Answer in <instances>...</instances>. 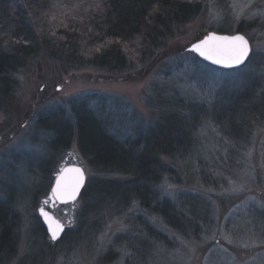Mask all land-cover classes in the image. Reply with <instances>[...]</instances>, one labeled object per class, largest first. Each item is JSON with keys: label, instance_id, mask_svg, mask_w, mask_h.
Masks as SVG:
<instances>
[{"label": "rangeland", "instance_id": "obj_1", "mask_svg": "<svg viewBox=\"0 0 264 264\" xmlns=\"http://www.w3.org/2000/svg\"><path fill=\"white\" fill-rule=\"evenodd\" d=\"M201 1L194 20L143 58L133 51L124 69H69L37 55L18 70L0 110V203L15 216L13 252L2 264H264V0ZM53 6L56 21L82 10ZM209 33L243 35L245 64L222 69L188 51ZM81 102L119 141H134L176 104L199 107L192 154L180 164L165 160L177 175L157 186L159 200L196 219L198 231L170 228L132 198L121 211L111 204L89 211L80 197L52 202L64 166H81L85 185L101 177L80 153L75 128L69 147L54 151L39 125L52 116L72 125ZM41 208L64 228L57 241Z\"/></svg>", "mask_w": 264, "mask_h": 264}, {"label": "trees", "instance_id": "obj_2", "mask_svg": "<svg viewBox=\"0 0 264 264\" xmlns=\"http://www.w3.org/2000/svg\"><path fill=\"white\" fill-rule=\"evenodd\" d=\"M56 3L67 9L75 4V10H82L56 21ZM201 8V0H0V110L11 97L14 77L27 59L47 55L64 60L69 69H124L133 51L142 58L150 54L174 29L194 20ZM171 108L134 141H119L108 133L82 102L75 106L72 125L56 116L39 120V125L52 134L50 146L54 151L69 147L75 128L80 153L101 176L85 185L80 194L83 201L90 202L89 211L104 204L121 211L132 198L170 228L184 233L198 231L196 219L188 221L167 199L159 200L157 192L163 180L177 175L165 160L180 164L192 154L190 133L203 113L195 106L180 110L176 104ZM234 132L232 129L230 133ZM189 203L186 208L193 217L198 209ZM14 224L15 216L11 217L1 202V264L13 252L7 236Z\"/></svg>", "mask_w": 264, "mask_h": 264}, {"label": "snow or ice", "instance_id": "obj_3", "mask_svg": "<svg viewBox=\"0 0 264 264\" xmlns=\"http://www.w3.org/2000/svg\"><path fill=\"white\" fill-rule=\"evenodd\" d=\"M193 49L208 60L216 64H225L226 66H235L244 62L249 54L248 42L243 36H223L217 37L209 35L199 43L193 45ZM68 172H73L75 175L71 177L70 182H63V174L57 178V187L53 189V195L61 198L67 196L74 199L80 186L83 183L84 176L80 169H68ZM47 203V201H45ZM41 214L47 216L43 208L40 209ZM63 226L57 222L56 229H52L49 225V231L52 234V239L55 240Z\"/></svg>", "mask_w": 264, "mask_h": 264}, {"label": "water", "instance_id": "obj_4", "mask_svg": "<svg viewBox=\"0 0 264 264\" xmlns=\"http://www.w3.org/2000/svg\"><path fill=\"white\" fill-rule=\"evenodd\" d=\"M209 35H215V36H217V37L228 36V35H220V34H215V33H209L207 36H209ZM237 35L243 36V35H241V34H236V35H233V36H237ZM207 36H205V37H207ZM205 37H204L202 40H204ZM229 37H231V36H229ZM243 37H244V36H243ZM244 38H245V37H244ZM245 40L248 42V40H247L246 38H245ZM199 42H200V41H199ZM199 42H196V43H194V44H197V43H199ZM194 44H193V45H194ZM193 45H191V46L188 48V51H189V52H191L193 55H195V56H196L199 60H201L202 62H205V63H207V64H209V65H211V66H215V67L222 68V69L239 68V67H241L243 64H245L246 60L248 59V57H249V55H250V44H249V42H248L249 54H248L247 58L244 60V62L241 63V64H239V65H235V66H226L225 64H216V63H214L213 61L208 60V59H206L205 57L201 56V55L199 54V52H197V51H195V50L193 49ZM77 168L80 169V170L83 172L84 180H83V183H82V185L80 186L78 192L76 193L75 198H74V199H71V198H68L67 196H63V197H61V198H58L57 196H54V195H53V189L57 187V178H58V177H61V175L63 174V178H64V179H63V182H70L71 177H73V176L75 175V173H73V172H68L67 170H68V169H77ZM85 184H86V177H85L84 170H83V168H82L81 166H79V165H77V164L64 166V167L60 170V172L58 173V175L55 177L54 182H53V185H52V187H51V196H52L51 200H52V202H53V203H57V204H59V205H66V204H72V203H74V202L77 201V199L80 197V194H81V192H82V190H83ZM45 212L47 213V216L42 215V214H41V211H40L41 219H42V221H43V223H44V226H45L46 229H47V233H48L50 239H51L52 241H57V240L60 238V236L62 235V233H63V231H64V228H63L62 231L59 232L57 238H56L55 240H53V239H52V234H51V232L49 231V225H51L52 229H56V227H57V222H58L60 225H62V224H61L59 221H57V220H56L51 214H49V212H47V211H45Z\"/></svg>", "mask_w": 264, "mask_h": 264}, {"label": "flooded vegetation", "instance_id": "obj_5", "mask_svg": "<svg viewBox=\"0 0 264 264\" xmlns=\"http://www.w3.org/2000/svg\"><path fill=\"white\" fill-rule=\"evenodd\" d=\"M57 204V203H56ZM59 205V204H58Z\"/></svg>", "mask_w": 264, "mask_h": 264}]
</instances>
